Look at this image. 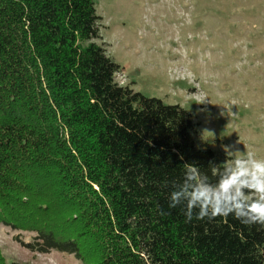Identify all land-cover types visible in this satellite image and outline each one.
Listing matches in <instances>:
<instances>
[{
  "label": "trees",
  "instance_id": "1",
  "mask_svg": "<svg viewBox=\"0 0 264 264\" xmlns=\"http://www.w3.org/2000/svg\"><path fill=\"white\" fill-rule=\"evenodd\" d=\"M101 20L94 0H0V225L82 264H264V225L169 207L184 163L215 183L233 158L116 80Z\"/></svg>",
  "mask_w": 264,
  "mask_h": 264
},
{
  "label": "rangeland",
  "instance_id": "2",
  "mask_svg": "<svg viewBox=\"0 0 264 264\" xmlns=\"http://www.w3.org/2000/svg\"><path fill=\"white\" fill-rule=\"evenodd\" d=\"M116 80L193 114L198 139L235 159L264 158V0H94ZM31 235L0 225L8 264H82L73 255L37 254L15 240Z\"/></svg>",
  "mask_w": 264,
  "mask_h": 264
},
{
  "label": "clouds",
  "instance_id": "3",
  "mask_svg": "<svg viewBox=\"0 0 264 264\" xmlns=\"http://www.w3.org/2000/svg\"><path fill=\"white\" fill-rule=\"evenodd\" d=\"M225 154L240 152L235 144L223 147ZM183 160V156H180ZM182 182H173L169 207L183 204L188 221L232 215L245 225H264V158L255 153L237 156L224 164L215 183L201 173L196 163H184Z\"/></svg>",
  "mask_w": 264,
  "mask_h": 264
}]
</instances>
